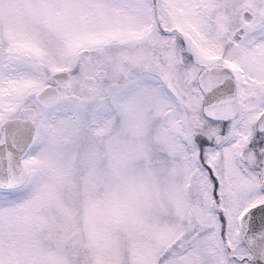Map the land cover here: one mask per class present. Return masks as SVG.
Instances as JSON below:
<instances>
[{"label":"snow or ice","instance_id":"6c2138e0","mask_svg":"<svg viewBox=\"0 0 264 264\" xmlns=\"http://www.w3.org/2000/svg\"><path fill=\"white\" fill-rule=\"evenodd\" d=\"M0 264H264V0H0Z\"/></svg>","mask_w":264,"mask_h":264}]
</instances>
